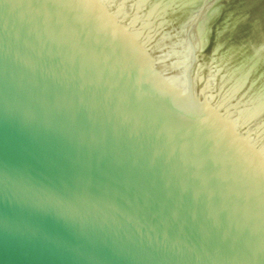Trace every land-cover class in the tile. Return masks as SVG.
I'll use <instances>...</instances> for the list:
<instances>
[{
  "label": "water",
  "instance_id": "95a60500",
  "mask_svg": "<svg viewBox=\"0 0 264 264\" xmlns=\"http://www.w3.org/2000/svg\"><path fill=\"white\" fill-rule=\"evenodd\" d=\"M0 264H264V0H0Z\"/></svg>",
  "mask_w": 264,
  "mask_h": 264
}]
</instances>
